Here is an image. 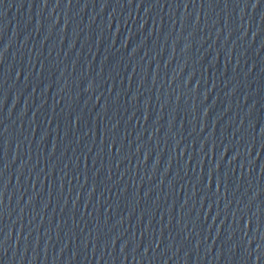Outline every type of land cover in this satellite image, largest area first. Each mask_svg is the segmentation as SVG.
Returning a JSON list of instances; mask_svg holds the SVG:
<instances>
[{
	"label": "water",
	"instance_id": "95a60500",
	"mask_svg": "<svg viewBox=\"0 0 264 264\" xmlns=\"http://www.w3.org/2000/svg\"><path fill=\"white\" fill-rule=\"evenodd\" d=\"M211 0H0V264H221Z\"/></svg>",
	"mask_w": 264,
	"mask_h": 264
}]
</instances>
